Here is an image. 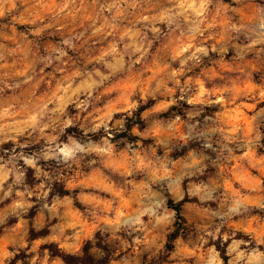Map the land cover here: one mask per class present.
<instances>
[{
  "label": "clouds",
  "instance_id": "1",
  "mask_svg": "<svg viewBox=\"0 0 264 264\" xmlns=\"http://www.w3.org/2000/svg\"><path fill=\"white\" fill-rule=\"evenodd\" d=\"M0 264H264V0H0Z\"/></svg>",
  "mask_w": 264,
  "mask_h": 264
}]
</instances>
